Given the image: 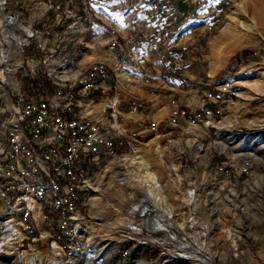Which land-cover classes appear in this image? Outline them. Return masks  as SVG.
<instances>
[{
  "label": "rangeland",
  "instance_id": "1",
  "mask_svg": "<svg viewBox=\"0 0 264 264\" xmlns=\"http://www.w3.org/2000/svg\"><path fill=\"white\" fill-rule=\"evenodd\" d=\"M155 1L147 0L146 6ZM238 1L210 0L209 5L205 2L202 10L197 12L200 15L183 16L178 15V12L175 14L166 11L164 18L160 17L156 29L160 32L161 42L164 41L163 38L167 41L168 33L171 35V49L182 53L184 62L181 61V65L185 70L188 69L189 75H193L194 71L199 77L206 79L221 75L225 79L237 81V95L228 96L230 101L221 105L225 107L222 115L209 118L201 110V116L194 123L186 122L182 127H170L166 123L168 100L149 93H153L149 91L152 85L134 72L127 60V48L125 47L126 52L118 51L121 58L116 54L118 62L113 63L107 60L108 54L119 47L106 46L112 40L108 42L105 37H99L106 35L98 31L107 34L110 39L115 38L113 33H117L121 45L127 44L131 37L126 23L132 18L139 20V10H143L140 7L145 4L143 0H7L5 10L11 15L0 14V50L5 47L12 56L21 58L14 37L26 36L14 25H6L7 17L14 16L22 24L32 25L34 31L20 64L9 60L8 63L15 68L8 65L7 70L6 63H0V71L4 70L6 74L4 83L14 82L9 87L11 93L18 84L20 88L28 90L34 87L51 89L53 82L48 72L54 71V64L61 56L71 60L73 55L70 51L75 44L80 54L76 58L79 64L71 71L81 70L80 64L84 70L95 60L106 61L118 76V68L125 67V61L129 65L125 68L129 67L131 71L130 81L122 85L120 77L116 78L109 99L96 101L94 107L98 112L97 118L105 122V117L101 115L103 106L112 104L113 98L117 96L121 100L120 110L123 116L120 117L121 125H115L116 127L129 131L149 117H153L160 125L161 130L152 133L146 140L121 145L115 156L108 158L95 170L91 186L83 198V210L89 220V227L85 229L86 240L84 238L86 248L78 258L71 256L76 260L74 264H188L178 260L177 254L152 239L160 232L152 233V236H148L146 232L144 235L130 236H123L119 231L107 234L108 227L112 226V222L124 208L131 203L140 206L141 202H150L148 192L136 185L135 177L127 174L126 166L112 163L123 154L135 157L143 155L146 149L150 150L147 156L149 166L162 180L169 198L168 203L175 209L168 225L177 227L182 224L185 235L200 252L215 253L216 264H264V39L251 34L242 46L231 49L222 44L221 60L216 63L214 72H211L210 65L215 54L212 43L221 34V29ZM181 2L182 0H178L172 7L178 9ZM136 4L139 10L135 12L133 10ZM247 6L248 12L241 16L237 27H244L247 19H253L264 35V0H250ZM210 8H213V12ZM6 29L11 39L9 43L4 42ZM137 37L141 42L143 37ZM155 38L154 34L152 39ZM97 42L103 44L102 50H96L101 47ZM85 54H100V57L87 62L92 57H85ZM257 54L259 58H254ZM68 71L55 73L63 78V73ZM240 80L247 81V86H241ZM195 82L190 80L187 85L188 103H193L189 99L198 94L195 92L198 91V87L194 86ZM206 87L208 85L204 88ZM141 98L148 99V107L135 113L132 103ZM197 98L199 100L198 96ZM200 98L202 101L204 96ZM192 101L196 102L195 98ZM225 119H228L229 124H222ZM157 147L158 153L155 152ZM246 159L253 162L250 174H228L231 165ZM143 175H139L138 179L144 181ZM98 184L100 191H96V196H100L102 192L107 201L102 202L103 206L93 215L88 200ZM37 210V219L42 226L40 208ZM90 230L95 233L93 238L88 235L87 231ZM20 234L23 237V233ZM175 240H179L177 235ZM51 249V240L27 239L25 243L20 240L15 249L0 251V264H31L32 261L38 264V257L42 259L41 264H50L53 256ZM20 252H26L27 258L21 259L18 256Z\"/></svg>",
  "mask_w": 264,
  "mask_h": 264
},
{
  "label": "built area",
  "instance_id": "2",
  "mask_svg": "<svg viewBox=\"0 0 264 264\" xmlns=\"http://www.w3.org/2000/svg\"><path fill=\"white\" fill-rule=\"evenodd\" d=\"M171 1L174 0H156L152 8L164 15ZM113 34L116 38L107 46L121 47L118 34ZM76 58L61 56L54 64V71L48 72L53 82L51 89H23L17 82L11 93L9 87L14 82H0V222L6 223L8 211L7 220L25 233L23 243L27 239L51 240V248L58 243L64 256L78 258L86 248L85 229L89 227L83 198L95 170L115 156L121 145L144 141L161 129L152 120L120 131L115 126L116 122L121 124L123 116L120 102L117 106L105 105L101 113L105 122L97 118L96 101L109 99L118 75L114 69L110 71L106 61L99 60L74 79L55 73L76 68ZM236 84L221 75L208 78L202 96L203 112L209 118L224 113L221 105L230 101L228 96L237 95ZM179 99L169 100L166 123L170 127L194 123L202 114L201 110L191 114L192 107L181 105ZM132 105L136 113L143 106L139 100ZM252 168L253 162L246 159L231 165L227 172L248 175ZM36 202L42 212L43 230L35 217Z\"/></svg>",
  "mask_w": 264,
  "mask_h": 264
},
{
  "label": "bare ground",
  "instance_id": "3",
  "mask_svg": "<svg viewBox=\"0 0 264 264\" xmlns=\"http://www.w3.org/2000/svg\"><path fill=\"white\" fill-rule=\"evenodd\" d=\"M248 1L250 0H239L236 8L234 11L228 16L227 23L221 29V34L217 36L214 43H212V47L214 49V60L210 64L211 65V72L215 71L217 67L216 63L220 62V56L222 55V44H226V46L230 47L231 49L234 46H242L244 41L251 37L252 35H257L264 39V35L261 29L256 25L255 20H246L244 22V27H237V24L241 21V16L243 14H247L248 12ZM6 3L7 0H0V14H6ZM11 15V13H7ZM14 25L17 27L20 32L26 34L23 38L21 36H15V44L17 45L18 55L23 57L25 54L26 45L29 44V38L34 35L33 26L32 25H24L18 18L14 16H9L6 19V25ZM1 30V29H0ZM1 33V32H0ZM8 30L6 29V41L5 43L10 42V36L8 35ZM4 35V34H3ZM5 36V35H4ZM99 42L96 44L98 45ZM99 46H102L99 45ZM6 49V50H5ZM220 57V58H219ZM21 58L17 56H12L9 49L2 47L0 50V63H6V68L9 70L8 65L14 69V65H11L9 60L15 62L17 65L20 64ZM82 71L81 70H72L63 73V78H76ZM119 77L121 82L125 84L130 78L129 72L123 68L119 70ZM6 81V74L5 71H0V82L4 83ZM245 80H240L239 83L241 86H247ZM259 91V90H258ZM118 97H114L112 100V104L116 106L118 102ZM121 101V100H120ZM119 101V102H120ZM107 105V104H106ZM105 105L103 106V108ZM222 124H229L228 119H225ZM116 126H119L116 122ZM121 125V124H120ZM118 128V127H117ZM120 131H124L119 129ZM144 149V148H142ZM145 153L138 157L132 156L130 154H123L116 158V161L112 163H122L126 166V172L129 176H132L134 182L138 187H141L143 190L148 192V199L150 200L149 203L143 204L141 202L139 205H134L131 203L129 206L124 208L119 217H117L114 222H112V226L108 227L107 234L111 235L115 231H119L123 234V236H130L132 234H139L144 235L145 232L148 236H152V233H159L154 241L158 244L164 245L167 249L171 250L174 254L178 255V260L184 261L188 264H216L217 257L215 253H209L207 251H199V248L191 244L187 235H185L183 229L184 227L182 224L176 226H170L167 223L173 219V215L175 209L171 204L168 203V195L166 193L165 186L162 180L153 172L149 166V162L147 160V156L149 155L150 150H144ZM155 152L158 153V147L155 149ZM144 174L143 178L145 180H139V175ZM128 177V176H127ZM98 181H101V178H98ZM97 181V182H98ZM91 186V182H90ZM96 191H100L99 184L98 188H94L91 198L88 200V205L90 208V212L93 215L98 213V210L102 204L107 201L104 198V194H99L100 196H96ZM102 197V198H101ZM103 202V203H102ZM102 203V204H101ZM40 208L38 202L35 204V217L38 218L39 211L37 210ZM97 210V211H96ZM41 209H40V218L41 217ZM10 216L8 215V211H6V223L0 222V251L3 250L5 252L10 251L11 249H15L18 246V242L24 239L20 234L19 229H17L16 225L10 222ZM38 220V219H37ZM176 222V221H175ZM39 223V221H38ZM16 226V227H15ZM40 229L42 226H40ZM146 227V229H145ZM90 238H93L94 232L92 230L87 231ZM22 233V232H21ZM179 237L178 242L175 240V235ZM147 236V237H148ZM194 241V240H193ZM195 242V241H194ZM203 244V243H202ZM163 246V247H164ZM202 246V245H201ZM203 247V246H202ZM205 249V248H204ZM53 256L50 260V264H74L76 260L74 258L65 259L64 255L61 251V247L58 243H54L52 247ZM23 260L27 258L26 252H20L18 255ZM38 257V256H36ZM29 258V257H28ZM34 257H32L33 259ZM35 260V258H34ZM39 263H42V259L38 257ZM29 261V260H28ZM27 261V262H28ZM33 262V261H32ZM30 262L31 264H34Z\"/></svg>",
  "mask_w": 264,
  "mask_h": 264
},
{
  "label": "crops",
  "instance_id": "4",
  "mask_svg": "<svg viewBox=\"0 0 264 264\" xmlns=\"http://www.w3.org/2000/svg\"><path fill=\"white\" fill-rule=\"evenodd\" d=\"M177 1L178 0L171 1L166 7L164 4V7L167 10V12L173 11L175 14L178 12V15L182 14L183 16H188V15L193 16L195 14H198L197 12L202 10V7L204 6L205 2L207 5L210 4V0H182L180 7L177 9V7L176 8L172 7L173 4H175ZM145 6H146V3L142 4L140 8H142L144 11L143 10L140 11L138 4L135 5V10L133 11L136 12L137 10H139V16L141 17L139 18L138 21H135L134 18H132L130 19V21L126 23V25L128 26V32H129L128 35H130L131 37V38H128L129 42L127 44L125 43L124 46L119 47L118 50L115 49V52L114 51L110 52L108 54L107 60L112 61L113 63L118 62L117 59L119 57L121 58V55L120 56L118 55V51L120 52V50L121 51L125 50L126 52V48H127V52L129 56L127 59L128 63L130 62V65L133 67V70L134 72H136L137 75L142 76L144 80L146 81V83H149L152 85V88H149V91H153V93L149 92L152 96L158 97L160 99H167L168 106H169V100H171L172 97H178L180 98L179 102L181 105H190L192 107L190 111L191 114L196 113V111L203 110V103H200L201 101L200 97L202 96V94L200 93H202V90H204V87L208 85V81H207L208 79L202 76L199 77L198 74L194 71H193V75H189L188 69L185 70L183 66L181 65V61L184 62L182 53L179 54L178 50L171 49L172 47L169 44L171 41V37H170L171 35H169L168 33L169 38L167 39V41L165 40V38H163L164 41L161 42L162 38L159 36L160 32L156 28H158V23H160L159 22L160 17L161 19L164 18L165 14L162 15L158 11L154 10L152 8V4H149L146 7ZM210 9H211V12H213V8H210ZM215 10L216 9H214V11ZM121 31L123 30H120V32ZM125 31L127 30L125 29ZM154 34L156 38L152 39V36ZM138 35L140 37H143L141 42L138 41L139 40L137 37ZM99 37H105L107 41L109 42L110 40L113 41V39L116 38V34H115V38L113 39H110L109 36L100 35ZM107 43H105V45ZM164 43L166 45L163 47ZM101 44L102 43L100 42L98 43V45H101ZM102 47H103V44L101 47L97 48L96 50L97 51L102 50ZM71 48L72 50L70 51V53L73 55L74 58H76L79 53V51L76 48V45L72 46ZM137 53L139 54V56ZM86 56H88V58L92 57L91 60H86L87 62H91L92 60L99 58L100 54H96V55L85 54V57ZM86 61H84V63H86ZM95 61H98V60H95ZM123 65L125 67L129 66L128 64H126V61L123 62ZM81 66L82 64H80L79 69L83 71L82 70L83 68H81ZM109 67H110V71H112V67L110 65ZM125 67H119L118 71ZM125 69L129 72L130 77H132L129 67L128 69L127 68ZM190 80L196 81L194 86L198 87V91L197 90L195 91L198 94H196V96L195 95L192 96L193 98L191 97V99H189V101L193 103H188L189 96L187 92V85H189L188 83ZM119 81L121 82L120 79ZM121 84L124 85V83L122 82ZM197 96L199 97V100ZM194 98L196 102L192 101ZM139 102L143 104L141 111H143L144 108L148 107V105L146 104V103H149L148 99L145 100L141 98ZM167 110H168V115H169L170 106H169V109ZM152 120L156 121L153 117L151 118L149 117V119L145 122H150Z\"/></svg>",
  "mask_w": 264,
  "mask_h": 264
},
{
  "label": "snow or ice",
  "instance_id": "5",
  "mask_svg": "<svg viewBox=\"0 0 264 264\" xmlns=\"http://www.w3.org/2000/svg\"><path fill=\"white\" fill-rule=\"evenodd\" d=\"M113 2H116V0H113Z\"/></svg>",
  "mask_w": 264,
  "mask_h": 264
}]
</instances>
